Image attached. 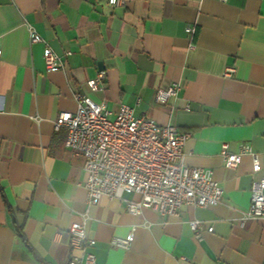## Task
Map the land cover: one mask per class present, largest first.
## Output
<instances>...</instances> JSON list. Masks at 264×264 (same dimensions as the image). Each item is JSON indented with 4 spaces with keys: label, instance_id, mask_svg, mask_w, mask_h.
<instances>
[{
    "label": "crops",
    "instance_id": "0c3cea01",
    "mask_svg": "<svg viewBox=\"0 0 264 264\" xmlns=\"http://www.w3.org/2000/svg\"><path fill=\"white\" fill-rule=\"evenodd\" d=\"M32 30L44 42H32ZM46 46L61 69L47 70ZM0 49V264H68L69 228L85 212L96 264H264V218L242 220L264 176V0H0ZM100 71L104 88L92 90ZM173 83L177 96L158 104L157 90ZM78 93L104 102L111 118L126 104L190 132L185 162L212 171L222 202L174 216L134 215L109 196L88 206L83 158L54 127ZM224 143L231 152L249 144L261 170L248 154L226 166ZM131 232L129 248L111 245Z\"/></svg>",
    "mask_w": 264,
    "mask_h": 264
},
{
    "label": "built area",
    "instance_id": "2783aa9c",
    "mask_svg": "<svg viewBox=\"0 0 264 264\" xmlns=\"http://www.w3.org/2000/svg\"><path fill=\"white\" fill-rule=\"evenodd\" d=\"M114 1L120 4L126 0ZM185 30L192 35L195 26L188 25ZM31 41L44 42V39L32 30ZM1 57L0 49V60ZM44 59L48 71L62 68L60 56L50 46L44 49ZM235 73L236 67L228 66L224 75L231 77ZM104 76L105 72L100 71L95 78L88 80L89 87L102 90ZM179 90L178 83L159 88L156 102L168 104ZM76 98V110L60 112L54 127L56 130L65 128V146L83 158L88 206L97 204L102 196H109L124 200L127 211L134 215H140L144 208H152L161 216H174L183 205L207 207L222 202L224 190L213 179L212 171L185 162L184 145L190 132L179 131L172 123L160 125L150 117L136 115L126 104H121L116 116L111 118L104 102H96L81 93ZM245 154L252 158L253 171L259 172V155L249 144H241L237 152L229 151L226 143L222 146L228 167L237 166ZM125 194H136L139 198L127 199ZM242 213L243 221L264 218V176L253 180L251 201ZM88 220V212H85L81 221L70 225V246L75 253L68 264H96L95 253L88 249L96 242L87 234ZM189 225L195 237L201 239V220L194 218ZM212 230L213 226H210L208 231ZM133 237V232L125 238L115 237L111 245L127 249Z\"/></svg>",
    "mask_w": 264,
    "mask_h": 264
},
{
    "label": "trees",
    "instance_id": "16d2710c",
    "mask_svg": "<svg viewBox=\"0 0 264 264\" xmlns=\"http://www.w3.org/2000/svg\"><path fill=\"white\" fill-rule=\"evenodd\" d=\"M17 231H18V233H19V236L22 237V238L24 239L25 237H24V234H23L22 229H21V228H18ZM36 257H37V259H38L39 261L43 262V260H42L38 255H36Z\"/></svg>",
    "mask_w": 264,
    "mask_h": 264
},
{
    "label": "water",
    "instance_id": "95a60500",
    "mask_svg": "<svg viewBox=\"0 0 264 264\" xmlns=\"http://www.w3.org/2000/svg\"><path fill=\"white\" fill-rule=\"evenodd\" d=\"M101 65V63H99Z\"/></svg>",
    "mask_w": 264,
    "mask_h": 264
}]
</instances>
